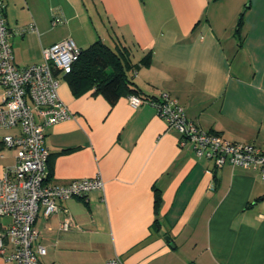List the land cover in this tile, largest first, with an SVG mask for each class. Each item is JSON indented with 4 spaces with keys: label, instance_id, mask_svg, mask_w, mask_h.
Here are the masks:
<instances>
[{
    "label": "crops",
    "instance_id": "1",
    "mask_svg": "<svg viewBox=\"0 0 264 264\" xmlns=\"http://www.w3.org/2000/svg\"><path fill=\"white\" fill-rule=\"evenodd\" d=\"M13 62L42 60L71 38L125 46L143 96L167 93L188 118L227 140L264 150V0H4ZM241 17V20H240ZM240 21V23H239ZM33 24L24 33L18 27ZM74 116L44 129L47 181L101 177L103 192L71 197L35 226L41 264H264V180L251 169L179 146L151 104L74 93L58 76ZM1 100V86H0ZM16 134L17 128L0 130ZM0 143V176L16 162ZM73 222L60 227L64 218ZM2 224L6 218H1ZM0 264H10L0 256Z\"/></svg>",
    "mask_w": 264,
    "mask_h": 264
},
{
    "label": "built area",
    "instance_id": "2",
    "mask_svg": "<svg viewBox=\"0 0 264 264\" xmlns=\"http://www.w3.org/2000/svg\"><path fill=\"white\" fill-rule=\"evenodd\" d=\"M5 7L4 0H0V130L17 128L18 133L5 132L1 137L4 147L15 149L16 162L0 176V219L6 218L5 224L0 222V256L10 264H41L38 257L45 254V247L38 242L35 226L40 209L48 216L60 208L59 201L84 198L91 190L103 192L105 183L99 176L72 179L63 185L47 181L49 151L44 129L74 116L58 96V76L70 70L81 48L71 38H64L43 47L39 63L16 66ZM33 28L29 24L17 30L24 33ZM127 101L133 108L151 104L167 128L178 133L179 146L189 145L196 156L212 160L215 167L230 164L248 168L264 180V150L203 129L187 117L177 98L164 92L158 99L129 94ZM71 225L72 220L66 217L60 227L68 229ZM105 264L123 261L115 256Z\"/></svg>",
    "mask_w": 264,
    "mask_h": 264
},
{
    "label": "trees",
    "instance_id": "3",
    "mask_svg": "<svg viewBox=\"0 0 264 264\" xmlns=\"http://www.w3.org/2000/svg\"><path fill=\"white\" fill-rule=\"evenodd\" d=\"M146 62L148 55L133 63L127 47L121 45L111 47L96 41L81 49L78 59L62 77L68 80L74 93L93 88L94 93L102 94L111 103L121 94L146 97L141 94L130 74L140 64Z\"/></svg>",
    "mask_w": 264,
    "mask_h": 264
}]
</instances>
